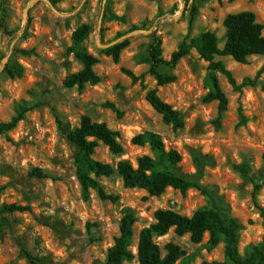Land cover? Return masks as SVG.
Here are the masks:
<instances>
[{"label":"rangeland","instance_id":"obj_1","mask_svg":"<svg viewBox=\"0 0 264 264\" xmlns=\"http://www.w3.org/2000/svg\"><path fill=\"white\" fill-rule=\"evenodd\" d=\"M244 11L253 12L264 25V0H0V123L28 109L15 129L0 135V264H106L128 214L136 220L130 245L134 258L124 264H139V235L155 223L156 211L191 217L212 204L202 190L223 215L240 224L243 258L263 240L258 206L264 208V72L256 85L239 90L218 75L229 100L218 127V103L204 101L208 63L195 50L175 67L160 68L176 78L164 86H158L147 62L153 37L160 40L165 60L187 36L193 39L205 32L215 33L223 48L224 19ZM81 25L91 28L84 46L98 58L94 70L102 78L82 90L64 85L67 76L82 69L69 53L72 35ZM115 46H121L118 62L113 58ZM216 60L238 84L254 79L264 66V56L251 57L247 64L230 57ZM152 90L181 113L182 128L165 123L153 109L147 100ZM83 116L119 132L124 147L122 154H114L100 143L93 160L114 168L121 160L136 167L144 155L158 162L148 145L132 142L137 135L153 132L167 151L181 156L169 171L197 186L185 194L168 188L152 197L143 189L124 187L115 172L97 178L109 200H101L95 191L85 198L76 176V150L61 131V126L78 127ZM241 167L249 169L251 178ZM162 170L158 163L156 171ZM10 204L32 210L2 212L3 205ZM207 241L208 235L194 244L189 235L180 236L174 229L154 236L163 257L169 244L181 248L184 255L177 264L224 263V245L210 251Z\"/></svg>","mask_w":264,"mask_h":264},{"label":"trees","instance_id":"obj_2","mask_svg":"<svg viewBox=\"0 0 264 264\" xmlns=\"http://www.w3.org/2000/svg\"><path fill=\"white\" fill-rule=\"evenodd\" d=\"M197 7H193L190 20V29L195 19ZM225 32V42L223 48L219 46V38L213 32H205L200 36L190 39L187 36L172 54L170 60L162 57L161 42L153 37L147 62L150 66V73L156 80L158 86H164L175 82L173 75H165L160 71L161 67H175L183 58L195 50L200 58L208 63L209 74L207 76L208 93L204 99L205 103H218L219 120L216 122L220 127V119L228 110L229 100L222 90L219 74L226 77L233 89L239 90L244 86H254L264 72V66L258 71L254 79L245 78L238 84L233 74L228 70L222 61H217L216 57H230L238 64H247L254 56H264V25L257 21L256 15L250 11H244L226 16L223 22ZM91 33L88 25L79 26L72 35V44L69 53L81 63L82 69L70 74L64 80L67 88L77 87L82 90L87 85H97L102 78L94 70L99 63L98 58L90 54L84 46ZM121 46L113 47L114 61L118 62ZM124 73L132 79L135 75L124 69ZM147 100L155 111L162 117L165 123L182 128L184 126L183 117L180 112L164 102L152 90L147 95ZM28 112L27 108H21L17 116L9 122L0 123V135L6 134L17 127ZM61 131L65 134L69 142L74 146L76 176L82 187L85 198H88L90 191H95L101 200H109L110 196L105 192L97 178L108 177L117 173L124 184L129 189H143L152 197L162 196L168 188L178 190L185 194L190 188L197 186L189 182L186 178L178 176L169 171L170 166L177 165L181 161V156L177 151H167L160 135L153 132H145L133 138L132 142L137 146L148 145L153 153L158 157V162L144 155L137 161L134 167L131 162L121 160L116 168L109 164H103L92 159V156L100 143L107 146L114 154H122L124 147L120 141L121 134L110 129L105 123L95 122L89 116H83L80 125L74 129L61 126ZM164 166V170L156 171L157 165ZM244 176L251 178L248 168L241 167ZM94 175L95 177H92ZM48 178L46 175H39ZM260 185H255L254 200L258 206L256 194L260 190ZM199 190L202 188L198 187ZM212 200L211 206L197 210L191 217L183 216L170 210L156 211L155 223L149 228L141 231L138 242V262L139 264H177L183 257L184 252L180 247L169 244L167 253L163 257L160 247L154 242V236H164L170 229L183 236L189 235L194 244H200L208 235L206 248L213 250L221 243L224 245V263L215 264H264V238L252 247L246 257H242L239 252V230L240 224L234 218L226 217L221 210L216 207L213 198L202 190ZM261 216L264 219V208L258 206ZM31 207L18 206L16 204L3 205L2 212H31ZM136 220L133 215H126L121 222L120 234L115 239L113 246L108 250L106 264H124L134 258L130 250L133 238V226ZM29 260L33 257L25 254ZM180 264H186L185 260Z\"/></svg>","mask_w":264,"mask_h":264}]
</instances>
